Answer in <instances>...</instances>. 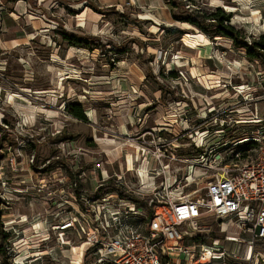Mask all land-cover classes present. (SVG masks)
I'll return each instance as SVG.
<instances>
[{"label": "rangeland", "instance_id": "374dc122", "mask_svg": "<svg viewBox=\"0 0 264 264\" xmlns=\"http://www.w3.org/2000/svg\"><path fill=\"white\" fill-rule=\"evenodd\" d=\"M173 1L184 10L168 0H0V264H113L81 230H59L69 186L93 199L103 184L97 163L105 181L121 176L144 228L164 179L176 195L203 193L224 165L249 161L248 143L236 144L264 118V64L173 15L223 9L249 43L264 36V0ZM73 103L85 121L68 113ZM197 225L182 226L188 252L165 264H199L215 240L225 256L207 264H264V238L248 245L234 222L209 216Z\"/></svg>", "mask_w": 264, "mask_h": 264}, {"label": "built area", "instance_id": "2783aa9c", "mask_svg": "<svg viewBox=\"0 0 264 264\" xmlns=\"http://www.w3.org/2000/svg\"><path fill=\"white\" fill-rule=\"evenodd\" d=\"M254 123L259 126L252 136L236 144L254 145L255 148H252L245 144L246 152L252 153L249 161L232 166L224 165V168L219 169L221 173L204 187L203 193L200 189L199 193L196 191L176 195L170 191L171 186L164 179L163 190L156 193H161L160 200L152 194L156 200L155 203L150 200L151 212L147 219L145 218L144 228L138 224L142 222L140 207L122 199L117 193L101 195L96 192L98 195L93 199L82 194L76 197L78 186L74 183L69 188L73 189L75 194L69 193L70 202H65L73 215L69 213V217L62 218L63 224L59 230H81L84 234V244L97 250L102 258L113 264H162V258H169L171 254H186L188 250L180 244L185 233L181 229L182 226H186L191 233L199 231L197 222L206 216L234 222L238 230L250 235L248 245L253 244L254 240L263 239L264 118L256 119ZM8 161L12 168L15 165L14 157ZM32 161L33 157L30 163ZM94 168L102 172L99 163L95 164ZM209 170L214 168H205V171ZM115 177L118 186L121 176L117 174ZM113 194L115 197L108 196ZM77 199L82 203V211L74 206L78 202ZM87 214L93 217L92 221L85 218ZM224 240L235 243L237 238L225 236ZM218 242L215 240L210 247L204 248L198 259L200 260L205 252L209 253L207 263L223 259L225 255L217 248Z\"/></svg>", "mask_w": 264, "mask_h": 264}, {"label": "trees", "instance_id": "16d2710c", "mask_svg": "<svg viewBox=\"0 0 264 264\" xmlns=\"http://www.w3.org/2000/svg\"><path fill=\"white\" fill-rule=\"evenodd\" d=\"M172 4V6L175 9H181L184 10L183 4H178L174 2L173 0H168ZM96 11V10H95ZM173 19L180 21V22H186L187 24L199 29L200 31H203L205 33H209L212 36H221L230 39L235 49H239L244 51L245 56L250 59H257L262 64H264V36H260L257 40H254L252 42H246L244 37L240 35V32L236 30L233 26H230L228 24L229 22V16L223 11V9H215V11L205 16L203 13H195V15L189 14L185 18H178L175 14L173 15ZM79 39L77 36L69 35L68 40L70 39ZM66 110L68 113L80 121H85L86 117L84 114L83 108L80 104L73 103L68 104L66 106ZM2 139H0V145L3 144V142L6 141L7 134L2 135ZM61 138L58 139V141L68 140V138H64V136H59ZM70 139V138H69ZM111 180H106L103 182L102 186L99 188V193L101 192V195L103 194H111V193H117L119 197H121L124 200H132L131 198H124V195L121 194L120 188L117 187V184L114 182V184L110 183ZM76 194L79 195V192L76 191ZM98 193H95L93 196L97 197ZM137 203V202H136ZM137 205H139L137 203ZM136 205V206H137ZM142 205L145 206V203L142 202ZM141 205V206H142ZM5 239V238H4ZM196 241V239H194ZM166 258H162V264H165Z\"/></svg>", "mask_w": 264, "mask_h": 264}, {"label": "crops", "instance_id": "0c3cea01", "mask_svg": "<svg viewBox=\"0 0 264 264\" xmlns=\"http://www.w3.org/2000/svg\"><path fill=\"white\" fill-rule=\"evenodd\" d=\"M136 77H137V79H140V78H139V76H136ZM137 81H138V80H137ZM139 81H140V80H139ZM126 130L128 131V129H126ZM72 144H74V142H72ZM115 153H116V154H115V155H116V156H115V157H116L115 159H118V158H119V156H118V153H117V151H116ZM113 175L115 176L116 174H113ZM98 177H99V179H98V180H100V181H101V180H105V179H108V178H109V176H108L107 174H106V175H104V176H102V175H101V172H99V173H98Z\"/></svg>", "mask_w": 264, "mask_h": 264}, {"label": "bare ground", "instance_id": "6f19581e", "mask_svg": "<svg viewBox=\"0 0 264 264\" xmlns=\"http://www.w3.org/2000/svg\"><path fill=\"white\" fill-rule=\"evenodd\" d=\"M44 255V253H43ZM209 258V253L205 252V255L201 257V259L198 261L199 264H207Z\"/></svg>", "mask_w": 264, "mask_h": 264}]
</instances>
